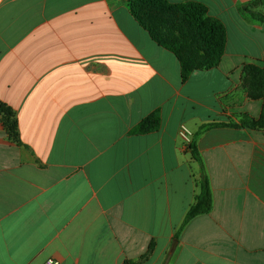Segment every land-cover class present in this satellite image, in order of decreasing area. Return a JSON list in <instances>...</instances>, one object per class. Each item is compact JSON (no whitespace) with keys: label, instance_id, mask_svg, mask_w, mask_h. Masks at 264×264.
Listing matches in <instances>:
<instances>
[{"label":"crops","instance_id":"crops-1","mask_svg":"<svg viewBox=\"0 0 264 264\" xmlns=\"http://www.w3.org/2000/svg\"><path fill=\"white\" fill-rule=\"evenodd\" d=\"M128 1L0 0V105L18 134L0 114V264H264V130L240 127L261 109L241 86L264 60V24L239 11L252 0H166L225 29L219 64L185 82ZM154 112L157 130L130 134ZM193 142L212 209L181 229Z\"/></svg>","mask_w":264,"mask_h":264},{"label":"trees","instance_id":"trees-1","mask_svg":"<svg viewBox=\"0 0 264 264\" xmlns=\"http://www.w3.org/2000/svg\"><path fill=\"white\" fill-rule=\"evenodd\" d=\"M260 7H264V0H252L246 5H241L239 7V11L241 13L249 14L253 20L264 24V15L260 11H257V8ZM128 8L135 20H137V22L148 31L151 39L162 48L171 52L179 60L181 64L182 82H185L194 70L210 69L219 64L225 42V29L223 24L218 19L208 15V10L205 5L198 2L173 4L166 0H129ZM173 11H177L182 15L183 24L188 27L189 32L194 35V40H197L199 43H194V45L199 46L203 51L202 56L200 55L198 57L195 55L194 58L190 55V50L182 49L180 45L171 44L170 42L162 40L155 35V28L157 24L153 20L156 15ZM251 71L254 78L256 77L255 79L257 85L264 94V60L262 67L256 65L245 66L244 74L245 72L251 73ZM0 114L2 115V121L9 138L17 142V122L13 110L4 104H1ZM160 121L161 119L159 113L154 112L144 118L139 124L134 126L131 129L130 134L142 135L153 132L158 129ZM222 126L236 127V125L233 124H208L202 126L199 133L209 128ZM242 127L264 129V116L259 121H253L245 118V122L242 124ZM190 150L193 159L199 163L201 169V179L199 181L200 192L196 197L195 202L188 209L181 229L193 218L208 214L212 209V194L209 180L205 174L195 142L190 145ZM124 264L135 263L132 261H126Z\"/></svg>","mask_w":264,"mask_h":264},{"label":"rangeland","instance_id":"rangeland-1","mask_svg":"<svg viewBox=\"0 0 264 264\" xmlns=\"http://www.w3.org/2000/svg\"><path fill=\"white\" fill-rule=\"evenodd\" d=\"M257 11H259V9H257ZM153 21L157 24L155 28V35L158 38L166 40L171 44H178L182 47V49L190 50V55L192 57H194L195 55L198 57L200 55H203L202 49L199 46L194 45V43H199L197 42V40H194V35L189 32L188 27L183 24L182 15L179 12H165L160 15H156ZM191 44L194 46H192ZM255 78L252 71L251 73L245 72L241 80V86L243 87V90L248 99L260 102V114L257 118H253L247 114H244L240 120V127H242V124H244L245 118H248L253 121H259L264 116V94L257 85ZM231 124L235 125L234 123Z\"/></svg>","mask_w":264,"mask_h":264},{"label":"built area","instance_id":"built-area-1","mask_svg":"<svg viewBox=\"0 0 264 264\" xmlns=\"http://www.w3.org/2000/svg\"><path fill=\"white\" fill-rule=\"evenodd\" d=\"M180 134H181V137L184 139V140H188L189 139V132L183 127L182 129H181V132H180ZM48 264H57L56 262H54V261H49V263Z\"/></svg>","mask_w":264,"mask_h":264}]
</instances>
